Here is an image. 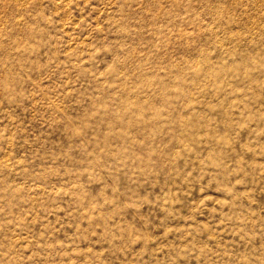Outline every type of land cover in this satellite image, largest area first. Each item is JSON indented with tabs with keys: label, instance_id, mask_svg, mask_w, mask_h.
Returning <instances> with one entry per match:
<instances>
[{
	"label": "rangeland",
	"instance_id": "374dc122",
	"mask_svg": "<svg viewBox=\"0 0 264 264\" xmlns=\"http://www.w3.org/2000/svg\"><path fill=\"white\" fill-rule=\"evenodd\" d=\"M0 264H264V0H0Z\"/></svg>",
	"mask_w": 264,
	"mask_h": 264
}]
</instances>
